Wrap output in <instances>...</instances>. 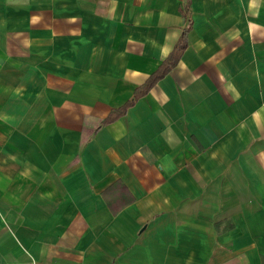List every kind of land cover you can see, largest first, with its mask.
<instances>
[{"label": "crops", "instance_id": "obj_1", "mask_svg": "<svg viewBox=\"0 0 264 264\" xmlns=\"http://www.w3.org/2000/svg\"><path fill=\"white\" fill-rule=\"evenodd\" d=\"M0 264H264V0H0Z\"/></svg>", "mask_w": 264, "mask_h": 264}, {"label": "trees", "instance_id": "obj_2", "mask_svg": "<svg viewBox=\"0 0 264 264\" xmlns=\"http://www.w3.org/2000/svg\"><path fill=\"white\" fill-rule=\"evenodd\" d=\"M186 25L183 29V32L176 43L174 49L171 53L167 56V58L158 66L155 72H153L147 80L144 82L143 85L138 87L133 95V98L126 102L123 106L118 109L112 110L111 113L106 117L104 120L101 121V124L111 123L118 118L122 117L127 109L131 107L139 98L143 97L148 91L159 81L161 80L168 72H170L179 61L183 51L185 50L187 43H186V36L187 33L191 29V17H190V9L186 7Z\"/></svg>", "mask_w": 264, "mask_h": 264}]
</instances>
